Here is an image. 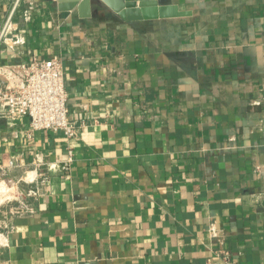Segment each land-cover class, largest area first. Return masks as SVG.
Segmentation results:
<instances>
[{"label": "crops", "instance_id": "1", "mask_svg": "<svg viewBox=\"0 0 264 264\" xmlns=\"http://www.w3.org/2000/svg\"><path fill=\"white\" fill-rule=\"evenodd\" d=\"M156 1L190 15L42 0L20 25L0 61L59 57L78 133L29 141L27 119L0 117V166L38 189L0 264H264V0Z\"/></svg>", "mask_w": 264, "mask_h": 264}, {"label": "built area", "instance_id": "2", "mask_svg": "<svg viewBox=\"0 0 264 264\" xmlns=\"http://www.w3.org/2000/svg\"><path fill=\"white\" fill-rule=\"evenodd\" d=\"M42 0H12L10 8L0 27V59L9 52L20 55L26 36L20 25L29 23L34 11ZM67 91L63 78L62 61L53 56L40 59L33 55L25 61L10 63L0 61V117L7 119H27V126L22 131L27 140H32L39 131L61 132L67 139L76 137L78 127L75 121L68 118ZM73 154L69 148L67 157L60 163V171L69 172ZM19 163L10 161L0 166V183L15 186L18 184L12 177V171L19 170ZM46 176L42 175L44 182ZM16 196L0 203V248L4 247L12 230V220L33 211L29 199L38 194V189L18 193ZM212 240L218 239L215 229H208ZM220 243V242H218ZM220 249L217 255L227 261V253Z\"/></svg>", "mask_w": 264, "mask_h": 264}, {"label": "water", "instance_id": "3", "mask_svg": "<svg viewBox=\"0 0 264 264\" xmlns=\"http://www.w3.org/2000/svg\"><path fill=\"white\" fill-rule=\"evenodd\" d=\"M68 1L70 5L60 9L70 10L75 6L79 9L88 8L90 3L102 4L112 12L116 13L125 21L166 19L175 17H185L190 15L188 11H180L174 5H158L156 0H58Z\"/></svg>", "mask_w": 264, "mask_h": 264}, {"label": "bare ground", "instance_id": "4", "mask_svg": "<svg viewBox=\"0 0 264 264\" xmlns=\"http://www.w3.org/2000/svg\"><path fill=\"white\" fill-rule=\"evenodd\" d=\"M25 179L30 180L32 179V177L30 176V174H27ZM13 193L16 195V192L12 190V186H9V184H6V183H0V200H2V197H5V196L12 198Z\"/></svg>", "mask_w": 264, "mask_h": 264}, {"label": "rangeland", "instance_id": "5", "mask_svg": "<svg viewBox=\"0 0 264 264\" xmlns=\"http://www.w3.org/2000/svg\"><path fill=\"white\" fill-rule=\"evenodd\" d=\"M12 177L17 181L16 177H14V176H12ZM14 187H16L17 192L20 193V189L21 188L19 187V185L17 184ZM14 187L12 186V190L13 191H15V188ZM21 193L25 194V191H22ZM12 196L15 197L16 195L13 193ZM5 197H6V199H10V197H8V196H5ZM5 197H2V200H0V203L3 202L4 200H6Z\"/></svg>", "mask_w": 264, "mask_h": 264}]
</instances>
